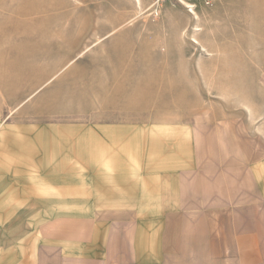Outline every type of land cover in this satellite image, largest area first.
I'll return each mask as SVG.
<instances>
[{
	"label": "rangeland",
	"instance_id": "rangeland-1",
	"mask_svg": "<svg viewBox=\"0 0 264 264\" xmlns=\"http://www.w3.org/2000/svg\"><path fill=\"white\" fill-rule=\"evenodd\" d=\"M182 1L0 0V264H264V0Z\"/></svg>",
	"mask_w": 264,
	"mask_h": 264
},
{
	"label": "crops",
	"instance_id": "crops-1",
	"mask_svg": "<svg viewBox=\"0 0 264 264\" xmlns=\"http://www.w3.org/2000/svg\"><path fill=\"white\" fill-rule=\"evenodd\" d=\"M121 247H127V248H129V247H133L132 246V244H130V245H128V244H121ZM111 256H114V255H111ZM128 256L129 255H124V251L122 250L121 251V255L120 254H117V255H115V257H111V258H114L115 260H117V262L118 263H120V264H138L139 263V261L137 260V259H128ZM138 257V256H137ZM140 257H141V259L143 260V261H147V263H149V262H151V263H155L154 262V260H149V256H139L138 258L140 259ZM94 264H96V263H94Z\"/></svg>",
	"mask_w": 264,
	"mask_h": 264
},
{
	"label": "built area",
	"instance_id": "built-area-1",
	"mask_svg": "<svg viewBox=\"0 0 264 264\" xmlns=\"http://www.w3.org/2000/svg\"><path fill=\"white\" fill-rule=\"evenodd\" d=\"M197 0H183L182 2H184V4H186L187 6L189 7H193L195 5L194 2H196ZM200 1H203V0H199ZM205 2L207 3H211L213 0H204Z\"/></svg>",
	"mask_w": 264,
	"mask_h": 264
},
{
	"label": "bare ground",
	"instance_id": "bare-ground-1",
	"mask_svg": "<svg viewBox=\"0 0 264 264\" xmlns=\"http://www.w3.org/2000/svg\"><path fill=\"white\" fill-rule=\"evenodd\" d=\"M138 2H140V0H137Z\"/></svg>",
	"mask_w": 264,
	"mask_h": 264
}]
</instances>
